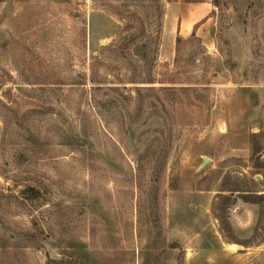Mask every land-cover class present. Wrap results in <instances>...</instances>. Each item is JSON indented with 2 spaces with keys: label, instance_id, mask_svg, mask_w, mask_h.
<instances>
[{
  "label": "rangeland",
  "instance_id": "obj_1",
  "mask_svg": "<svg viewBox=\"0 0 264 264\" xmlns=\"http://www.w3.org/2000/svg\"><path fill=\"white\" fill-rule=\"evenodd\" d=\"M253 132L264 0H0V264H264Z\"/></svg>",
  "mask_w": 264,
  "mask_h": 264
},
{
  "label": "trees",
  "instance_id": "obj_2",
  "mask_svg": "<svg viewBox=\"0 0 264 264\" xmlns=\"http://www.w3.org/2000/svg\"><path fill=\"white\" fill-rule=\"evenodd\" d=\"M197 24H195L194 27H196ZM191 36H195V29H193L192 33H191ZM179 38V37H178ZM258 136V133H251L250 134V143L252 144V150H255V153H258L260 150L259 149H263V147L261 148H258L257 146L255 147L254 146V139L255 137ZM243 195V198L245 201H251V202H256V199L258 198H262L264 197L263 194H254V193H245V194H242Z\"/></svg>",
  "mask_w": 264,
  "mask_h": 264
},
{
  "label": "crops",
  "instance_id": "obj_3",
  "mask_svg": "<svg viewBox=\"0 0 264 264\" xmlns=\"http://www.w3.org/2000/svg\"><path fill=\"white\" fill-rule=\"evenodd\" d=\"M229 247H230V249H236L237 245L236 244H230Z\"/></svg>",
  "mask_w": 264,
  "mask_h": 264
}]
</instances>
